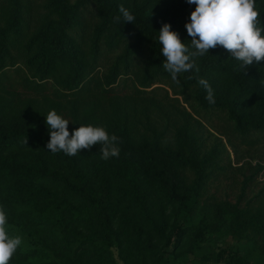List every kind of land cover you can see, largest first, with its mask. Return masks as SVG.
Wrapping results in <instances>:
<instances>
[{
    "label": "trees",
    "instance_id": "obj_1",
    "mask_svg": "<svg viewBox=\"0 0 264 264\" xmlns=\"http://www.w3.org/2000/svg\"><path fill=\"white\" fill-rule=\"evenodd\" d=\"M195 8L0 0V209L22 241L8 264H116L113 248L124 264H264V159L234 162L229 149L264 145V60L242 68L217 46L175 83L159 31L190 44ZM255 9L264 26V0ZM52 110L69 138L80 125L117 135L119 156L48 151ZM227 236L235 244L217 253Z\"/></svg>",
    "mask_w": 264,
    "mask_h": 264
},
{
    "label": "clouds",
    "instance_id": "obj_2",
    "mask_svg": "<svg viewBox=\"0 0 264 264\" xmlns=\"http://www.w3.org/2000/svg\"><path fill=\"white\" fill-rule=\"evenodd\" d=\"M196 8L190 14V22L185 24L190 44L182 43L178 33L171 31V25L163 23L159 31L161 54L164 57L163 68L171 79L179 84V75L190 72L196 66V57L209 53V49L222 46L231 57L241 62L246 68L253 62L264 60V26H258L260 13L255 9V0H187ZM125 22L134 23L135 17L123 4L119 6ZM121 17L113 18L118 23ZM192 77H189L191 79ZM207 95L209 104H213L214 96L211 85L203 78L199 80ZM69 121L57 115L55 110L46 115V124L50 139L46 145L48 151L56 154L62 151L69 156H76L82 149L91 150L100 145L101 159L108 160L120 154V138L109 135L102 127L80 125L74 129L69 138ZM27 144V139L24 141ZM6 213L0 209V264H8L21 237H10L5 229Z\"/></svg>",
    "mask_w": 264,
    "mask_h": 264
},
{
    "label": "rangeland",
    "instance_id": "obj_3",
    "mask_svg": "<svg viewBox=\"0 0 264 264\" xmlns=\"http://www.w3.org/2000/svg\"><path fill=\"white\" fill-rule=\"evenodd\" d=\"M212 124L217 129H220L221 126H222L221 122L218 119H216V118L213 119V123ZM211 132L215 133L217 136H220L214 130H211ZM223 139H224L225 142H227V138L226 137H223ZM229 149H230V152H231V155H232V158H233L234 162H236L238 160V158H239V159H243L244 161H250V162H252L253 165H255L258 160L251 159V158L262 157L264 159V145H259L258 147L254 148V149H249V148H246V147H240L238 155H236L231 148H229ZM244 161H242V162H244ZM242 164H239L238 166H240ZM263 182H264V172H262L259 175L255 186H257L259 188V187H261V184ZM234 244H235V242L232 239V237L231 236H227L222 241L219 242V246L216 248V252L217 253L218 252L227 253L229 248L232 247ZM169 251H172V247H170ZM113 254H114V257H115L116 264H124V262L121 261L119 255H118L117 249L113 248ZM240 255H242V254H240ZM186 264H192V263L188 262ZM208 264H211V263H208ZM221 264H224V263L222 262Z\"/></svg>",
    "mask_w": 264,
    "mask_h": 264
}]
</instances>
